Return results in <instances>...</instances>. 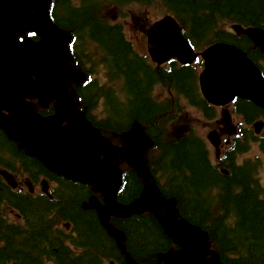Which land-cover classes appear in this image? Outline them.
Masks as SVG:
<instances>
[{
    "label": "trees",
    "instance_id": "obj_1",
    "mask_svg": "<svg viewBox=\"0 0 264 264\" xmlns=\"http://www.w3.org/2000/svg\"><path fill=\"white\" fill-rule=\"evenodd\" d=\"M134 6L171 13L196 48L216 41L234 44L259 66L264 60L260 50L247 37L229 32L227 25L264 28V0H50L48 8L52 21L72 35L71 63L84 79L70 81L69 87L90 125L117 144L119 134L138 122L153 140L147 157L162 195L175 198L180 215L207 232L211 248L224 264H264V188L256 177V162L236 163L243 141L226 151L221 164H212L201 138L169 126L172 112L151 98L150 87L167 82L176 97L181 92L191 97L192 71L182 66L157 72L132 51L122 24L111 19L123 10L122 15H127ZM235 107L247 120L264 117V109L250 101L238 99ZM11 155L21 162L18 170L33 174L34 169H43L60 188L53 200L24 198L18 206L24 225L9 227L0 221L4 240L0 264H126L97 209L82 206L94 195L102 207L100 192H94L90 183L50 172L0 128V165L10 167ZM121 165L116 197L125 204L139 196L143 179ZM6 191L14 200L15 193ZM61 222H71V231H63ZM110 224L123 232L126 251L138 264H165L157 253L177 248L152 212L111 217Z\"/></svg>",
    "mask_w": 264,
    "mask_h": 264
},
{
    "label": "water",
    "instance_id": "obj_2",
    "mask_svg": "<svg viewBox=\"0 0 264 264\" xmlns=\"http://www.w3.org/2000/svg\"><path fill=\"white\" fill-rule=\"evenodd\" d=\"M49 0H0V106L9 113H0V127L10 137L20 139L28 145L32 154H36L51 170L65 174L73 179L92 182L94 190L104 195L105 211L100 210L103 225L110 235L115 236L116 244L125 254L127 264H137L125 253L122 232L113 230L108 222L110 215L128 216L133 213L151 211L168 236L178 246L174 254L160 253L158 258L166 264H223L218 255L210 249L208 234L198 226L185 220L176 207L175 198L161 195L160 188L147 167L143 157L144 150L151 145V140L141 130L133 127L122 134L135 139V146H112L90 128L84 114L78 113L70 106V98L62 86L60 77L71 79L80 77L67 65L44 60L40 67L35 56L22 54L11 32L20 24L24 28L38 31L42 43L38 49L56 50L64 56V45L69 40L48 18ZM30 7L36 8V15L30 13ZM10 21L7 27L6 20ZM235 33L246 35L255 46L264 53V29L256 26H231ZM11 30V31H10ZM60 39V44L58 40ZM148 48L152 59L161 63L170 57H177L182 63L191 62L195 54L186 38L181 34L176 21L169 15L155 22L148 31ZM204 69L200 73V88L205 99L213 104L224 105L234 96L253 101L264 107V78L255 63L246 53L235 45L216 42L201 53ZM44 71L51 72V77L60 99L62 114L43 119L32 114L28 105L17 95H29L34 89L31 73L44 79ZM61 116L67 117L69 125L55 129L52 121ZM118 154L138 175L144 179V188L140 195L130 203L122 204L116 200L115 191L121 181L118 167ZM102 155L101 158L99 156ZM4 173V172H3ZM12 183V178L4 173ZM94 201L84 207L95 205Z\"/></svg>",
    "mask_w": 264,
    "mask_h": 264
},
{
    "label": "flooded vegetation",
    "instance_id": "obj_3",
    "mask_svg": "<svg viewBox=\"0 0 264 264\" xmlns=\"http://www.w3.org/2000/svg\"><path fill=\"white\" fill-rule=\"evenodd\" d=\"M35 43V41H32ZM137 50H134V53L139 56L143 62L150 67L151 69L156 70L157 72L165 71L170 72L172 69H180L182 66L189 68L192 71L193 76V87L191 92V97H187L184 93L181 92V94L177 97H172L171 93V85L167 82L161 83L156 82L153 83L150 87V96L154 99V101L158 104H166L168 106L167 111L172 112L171 118L177 125H183L190 129L191 132L200 134L203 136L202 133L199 131V127L194 121L199 122L202 121L205 123V102L199 92V85H198V79H197V71H199V64H192V65H180L174 60L167 61L161 65H156L153 63L149 56L145 53L144 55H140L138 50H142L143 46H137ZM145 51V50H144ZM40 58H51L53 59V53L52 54H45V53H37ZM55 58V57H54ZM60 58V57H59ZM199 69V70H198ZM121 82L123 83V80L121 79ZM176 89V88H175ZM47 95L43 97L42 100H46ZM27 101L30 103H34L38 106L37 111L42 116H48L52 114L56 110V99L52 98L48 101L47 104L43 105L40 103V99L36 95H31L26 98ZM176 100V101H175ZM44 106V108H41L39 103ZM175 105L176 109H173L172 105ZM191 108V109H190ZM225 108V107H224ZM222 107H216L214 118H208L209 121H215L214 126H209V133L207 134L210 136L211 134L216 136V139L218 141V146L216 147L215 154L211 156V158L215 157L216 159L219 158L222 152H224L226 149L232 146H237L239 142H243L247 137L245 135L244 129L250 128L249 125H247L246 118L243 114H232V118L236 117L238 121L236 123H233V127H230L231 133L229 130V126L227 125V121L224 118L225 111ZM1 111H4L0 108ZM193 112H195L196 117H194ZM181 113H184V118L179 119V115ZM62 122V124H64ZM211 137V136H210ZM252 137V136H250ZM214 138V136H213ZM258 144L261 143V141L264 142V135L259 137ZM12 156V155H11ZM13 157V156H12ZM15 157H13V160L10 164V167H8V171L13 174L14 179L16 181V187L11 188L6 181L1 177L0 178V221H3L5 225L12 226L16 222L18 223H24L25 219L23 215L20 212V209L18 206L24 203V198H34V197H46L48 191H50V188H60L59 183L57 180L52 178L51 174L44 173V170H37L33 174H30L26 170H18L17 165L21 162L16 161ZM42 165V163H41ZM29 174H27V173ZM47 179L49 183V187L47 188V191H45L44 186L40 185V181L42 179ZM30 179L31 186L27 184L28 180ZM2 185V186H1ZM6 188H5V187ZM7 190H10L11 192L15 193L16 196H14V200L8 199ZM9 191V192H10ZM11 195V194H10ZM48 197V196H47ZM69 229V226H67V230ZM4 245V240L0 239V247Z\"/></svg>",
    "mask_w": 264,
    "mask_h": 264
},
{
    "label": "rangeland",
    "instance_id": "obj_4",
    "mask_svg": "<svg viewBox=\"0 0 264 264\" xmlns=\"http://www.w3.org/2000/svg\"><path fill=\"white\" fill-rule=\"evenodd\" d=\"M133 9H137V7H133ZM150 18H154V13L151 12L150 14H148ZM124 25H125V32L127 37L134 41H143L145 40V35H141V33L137 30V27H135L133 25V21L131 18H127L126 21H124ZM133 25V26H132ZM135 27V28H134ZM100 73H104L105 74V70L103 69V71H100ZM194 116H196L195 112H193ZM195 125L197 123L198 127H199V131L202 134H205L209 129H208V123H204L202 121L196 122L194 121ZM250 157H256V155H260L258 152L256 151H250L249 152ZM264 157V155H263ZM260 156V160L262 163H264V158ZM258 176L260 179H262L263 181H261L262 185L264 186V166L261 167L260 172L258 173Z\"/></svg>",
    "mask_w": 264,
    "mask_h": 264
}]
</instances>
